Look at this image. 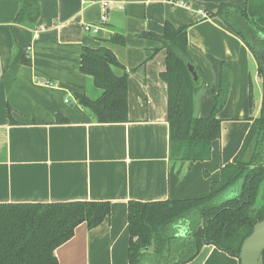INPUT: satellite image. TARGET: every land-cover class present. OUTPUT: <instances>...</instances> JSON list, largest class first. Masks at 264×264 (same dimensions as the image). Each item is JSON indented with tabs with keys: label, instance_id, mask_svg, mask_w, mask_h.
Listing matches in <instances>:
<instances>
[{
	"label": "crops",
	"instance_id": "crops-1",
	"mask_svg": "<svg viewBox=\"0 0 264 264\" xmlns=\"http://www.w3.org/2000/svg\"><path fill=\"white\" fill-rule=\"evenodd\" d=\"M38 1L40 17L28 29L14 23L20 1L0 0V205L108 202L102 224L79 225L55 250L57 264H128V203L206 197L259 116L261 83L251 51L208 15L222 3L243 8L246 0ZM102 2L112 3L104 21ZM165 22L187 27L189 57L205 76L198 118L209 117L220 66L229 67V93L217 114L220 137L206 161L169 159L167 87L159 77L166 53L158 42L137 37L161 35ZM115 34L125 41L110 49L128 73V121L99 124L75 97L101 95L79 73V55ZM187 264L239 261L205 245Z\"/></svg>",
	"mask_w": 264,
	"mask_h": 264
},
{
	"label": "trees",
	"instance_id": "trees-1",
	"mask_svg": "<svg viewBox=\"0 0 264 264\" xmlns=\"http://www.w3.org/2000/svg\"><path fill=\"white\" fill-rule=\"evenodd\" d=\"M19 1L14 23L35 29L40 17L39 1ZM208 15L221 19L255 54L248 36L257 30L248 28V23L257 16L258 23L264 25V0H246L243 8L222 3ZM260 32L264 37V29ZM137 37L158 42L159 49L166 53L165 71L159 77L167 87L169 159L208 160L212 142L220 137L217 114L229 93L228 65L220 66L209 117L198 118L205 76L189 57L187 27L175 28L165 22L161 35L144 32ZM124 45V37L115 34L97 49L81 48L78 71L92 79L101 95L94 101L81 94L75 97L99 124L128 121V73L110 49ZM22 63L30 65L26 60ZM189 64L197 74L196 81L188 72ZM258 73L263 80V109L253 120L233 161L221 169L219 181L211 183L209 194L200 199L128 203V264H187L205 245L238 258L242 242L264 219V62ZM56 118L57 123L66 122ZM240 180L239 194L219 203V196ZM109 212L108 202L0 205V264H57L55 250L72 238L75 229L81 224L93 229L104 222Z\"/></svg>",
	"mask_w": 264,
	"mask_h": 264
},
{
	"label": "water",
	"instance_id": "water-1",
	"mask_svg": "<svg viewBox=\"0 0 264 264\" xmlns=\"http://www.w3.org/2000/svg\"><path fill=\"white\" fill-rule=\"evenodd\" d=\"M209 13L212 14V13H215V11L209 12ZM187 69H188V72L192 75L193 80L196 81L197 74L194 70L193 65H190V64L187 65ZM240 183L241 182L239 183L237 182L235 186L230 187L229 190H226V191H231L230 196H233L234 194L237 193V191L240 190L241 188ZM238 194L239 193H237L235 196H237ZM234 197H229V198H226L225 200H222L221 195H220L218 199L219 201L224 202ZM223 198L225 197L223 196ZM263 254H264V219L257 222L253 226L252 232L250 233V235L244 239L240 247V251H239V255L237 259L239 261V264H264Z\"/></svg>",
	"mask_w": 264,
	"mask_h": 264
},
{
	"label": "flooded vegetation",
	"instance_id": "flooded-vegetation-1",
	"mask_svg": "<svg viewBox=\"0 0 264 264\" xmlns=\"http://www.w3.org/2000/svg\"><path fill=\"white\" fill-rule=\"evenodd\" d=\"M245 6V5H244ZM221 20V19H220ZM222 21V20H221ZM257 30V33L254 35H250L249 37V41H250V46L254 48V52H251L254 60L256 62V66H257V75L259 77L260 83H261V92H262V99H261V105H260V113L263 109L262 107V103H263V80L259 75V66L260 63L264 62V49H263V44H264V37L262 36V33L260 31H262L264 29V25L261 23H258V18L257 16L254 17L253 19H251L248 23V28H253ZM260 30V31H259ZM246 34L248 35L249 31L247 29H245ZM256 46V47H255ZM249 48V47H248ZM250 50V49H249ZM260 59V61H259ZM259 113V115H260ZM259 117V116H258ZM257 117V118H258Z\"/></svg>",
	"mask_w": 264,
	"mask_h": 264
},
{
	"label": "built area",
	"instance_id": "built-area-1",
	"mask_svg": "<svg viewBox=\"0 0 264 264\" xmlns=\"http://www.w3.org/2000/svg\"><path fill=\"white\" fill-rule=\"evenodd\" d=\"M112 5L111 2H102L101 3V9H102V20H106V14H107V10L108 8ZM84 31L87 32V33H92V34H95L96 30L95 29H91L90 27L88 26H85L84 27Z\"/></svg>",
	"mask_w": 264,
	"mask_h": 264
},
{
	"label": "rangeland",
	"instance_id": "rangeland-1",
	"mask_svg": "<svg viewBox=\"0 0 264 264\" xmlns=\"http://www.w3.org/2000/svg\"><path fill=\"white\" fill-rule=\"evenodd\" d=\"M239 182H241L240 184H242V180L238 181V183H239ZM233 186H235V185H233ZM233 186H232V187H233ZM227 190H229V189H227ZM239 191H240V190H239ZM239 191H237V193H239ZM230 193H231V191H226V192H224L223 194H221V199H222V200H225L226 198L234 197V196L237 194V193L234 194V195L231 194V195H233V196H230ZM228 194H229V196H228ZM223 196H224L225 198H223ZM227 196H228V197H227ZM217 201H218L219 203L221 202V201H219V199H218Z\"/></svg>",
	"mask_w": 264,
	"mask_h": 264
}]
</instances>
